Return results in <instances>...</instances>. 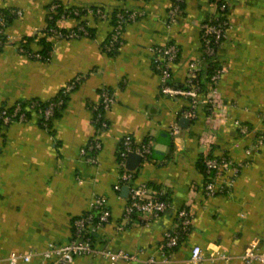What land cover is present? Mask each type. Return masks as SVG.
<instances>
[{
  "label": "crops",
  "instance_id": "1",
  "mask_svg": "<svg viewBox=\"0 0 264 264\" xmlns=\"http://www.w3.org/2000/svg\"><path fill=\"white\" fill-rule=\"evenodd\" d=\"M53 2L65 8L99 6L109 15L122 7L143 14L125 26L114 53L103 49L112 21L87 15L89 35L49 39L47 59H36L24 49L41 50L39 38L44 36L47 7ZM171 2L0 0V11L12 13L5 29L10 41L0 48V107L18 100H51L80 77L49 127L40 126L36 115L0 125V264H9L11 253L30 256L18 264H60L43 262L42 252L49 243L71 240L72 221L88 210L94 194L106 196L111 211L110 220L94 233L95 244L144 253L137 261L114 263L99 255L76 256L69 264H194L190 251L195 245L202 254L198 264H246L241 256L248 248L263 250L264 0H230L229 26L216 52L217 64L223 67L217 83L218 108L211 111L200 103L196 118L186 126L179 124L183 117L179 113L188 101L159 92L150 48L168 42L178 46L172 78L182 86L188 63L200 56V25L217 10L210 0H184L181 15L168 24ZM15 10L21 15H13ZM76 23L75 18H67L58 26L67 30ZM103 87L115 101L106 113L108 127L97 133L92 106ZM241 124L248 127L244 134L238 129ZM162 132L168 136H161ZM95 135L102 149L93 164L79 155V148ZM125 135L136 144H151L149 156L131 169L134 183L162 191L174 208L192 214L190 232L169 252L167 262L162 261L159 246L164 231L174 224L173 211L151 219L123 217L128 192L123 185L117 188V152ZM259 140L247 155L245 149ZM208 153L246 161L230 191L205 194L200 160ZM148 256L155 261L146 262Z\"/></svg>",
  "mask_w": 264,
  "mask_h": 264
},
{
  "label": "built area",
  "instance_id": "2",
  "mask_svg": "<svg viewBox=\"0 0 264 264\" xmlns=\"http://www.w3.org/2000/svg\"><path fill=\"white\" fill-rule=\"evenodd\" d=\"M184 0H172L168 9V24L174 23L182 12ZM215 5L217 15L204 21L200 25V56L188 63V73L181 87H176L172 78V65L177 61L179 48L173 42L163 45L152 46L151 52L152 67L159 77V92L163 95L177 94L185 97L188 105L180 111V115L193 120L197 116L196 109L200 103L206 105L211 111L218 108V90L217 83L222 75L223 67L217 64L216 52L221 41L226 36L229 26L228 8L230 0H210ZM58 3H51L47 9L49 18L58 13ZM65 8V7H63ZM66 11V10H63ZM143 13L134 11L127 7L118 8L110 15L99 6L92 7H73L68 12H61L57 17L55 25L49 27V39H72L81 36H87L86 16L92 15L99 19L109 18L112 21L111 31L108 35L103 49L106 52H113L119 48L122 43V35L125 26L140 17ZM13 15L20 16L21 11H13ZM67 18H75L76 25L71 29H62L58 26V21ZM6 21L0 14V46L10 41V36L6 33ZM23 50V48L20 47ZM35 57H39L35 54ZM213 64L210 73L207 72V65ZM80 77H76L66 87L63 93H69L79 83ZM204 85V87H203ZM100 99L98 103L92 106L93 116L92 124L96 132L100 133L108 127L106 113L110 110L115 101L114 94L107 88L100 89ZM62 103V100L50 102L41 106L37 101H31L27 105H22L16 101L13 106L0 107V125H7L13 122H22L28 119L27 113L40 116L43 125L52 119L54 109ZM241 133H246V125H238ZM206 144L210 143V134L207 133L204 138ZM256 142L252 147L245 149L247 155L260 144ZM102 149V143L98 136L92 137L85 145L79 148V155L90 163H97V154ZM135 153L145 160L151 153L150 142L136 144L131 135H125L121 141L117 152V161L120 168L117 188L120 186L128 187L127 200L123 209V217L127 221L133 216L139 215L147 219L157 218L167 211H173L174 224L163 233L162 242L159 248L163 252L162 261L169 260V252L175 249L180 242L188 235L192 225V214L186 208H174L172 203L163 196V192L150 189L145 184L134 183V172L127 167V158L129 154ZM246 165V161H235L228 155L215 156L210 153L204 159V172L206 181L203 189L206 195L212 196L219 193L230 191L234 185L236 176ZM111 217V211L108 206L106 196L94 194L89 202V208L81 215L75 217L72 221V238L64 244L49 243L42 252L43 262L52 260L55 263L69 264L76 256H102L111 263L122 261H137L140 255L144 253L143 249L138 252L129 253L124 250H109L98 247L94 241V233L105 225ZM263 250L256 247L248 248L241 256L246 264L255 262L264 263V238L262 240ZM225 255H220L224 259ZM29 255L11 253L9 255V264H18L20 261H29ZM146 262L155 261L153 256H148ZM190 260L198 264L202 260L201 249L195 245L190 251ZM218 264H221L220 262Z\"/></svg>",
  "mask_w": 264,
  "mask_h": 264
},
{
  "label": "trees",
  "instance_id": "3",
  "mask_svg": "<svg viewBox=\"0 0 264 264\" xmlns=\"http://www.w3.org/2000/svg\"><path fill=\"white\" fill-rule=\"evenodd\" d=\"M55 3H57V2H55ZM58 4H59L60 6L58 7V13H57V14L53 15L52 18H49V17H48V14H47V25H46V27H45V29H44V36H43L42 38H39V42H40L41 45H42V46H41V50H40V51H37V52H33V51H31V50H29V49H27V48L24 47V44L27 43L26 41L23 42V43H21L22 48H23V47L25 48L24 51H25L27 54H29L31 57H33V58H36V59H42V60L47 59V57H48V53H49V49H50V43H51L50 40H49V31H48L49 27L55 25L56 20H57V17L59 16V14H60L61 12H68L70 9L73 8V7L63 8V7H64L63 5H61L60 3H58ZM48 7H49V6H48ZM48 7H47V9H48ZM182 7H183V4H182ZM63 10H66V11H63ZM0 14L3 15V17H4L5 21H6V24H8L10 18L12 17V13H8V12H5V11H0ZM87 30H88V35H89V34H90V29H89V27H87ZM28 40H29V39H27V41H28ZM2 46H3V45H2ZM2 46H0V48H1ZM114 52H115V51H113V52H109V53H114ZM35 54H38L39 57H35ZM212 68H213V64H211V65H207V67H206L207 72L210 73V71L212 70ZM174 85H175V84H174ZM175 86H176V87H181V86H178V85H175ZM67 94H68V93L64 94V93H63V89H62V90H60V92L58 93V95H57L56 97H54L53 99L48 100V101H41V100H38V99H30V100H24V101H23V100H18V101H20V102L22 103V105H27V104L30 103L31 101H37V103H39L41 106H44V105H47V104L50 103V102H57V101H59V100H62V103L54 109V114H53V117H52V119H53L55 116H57V115L59 114L60 109L63 107V104H64V102H65V99H66V95H67ZM12 106H13V105H11V106H9V107L11 108ZM1 107H4V106H1ZM31 115H32V113H29V112L27 113V117H28V118H30ZM52 119H50V120L47 122L46 126H45V125H43V123H42V121H41V117H40L39 115L37 116L38 123H39V125L42 126V127H49ZM204 159H205V158H201V160H200V168H201L202 172H203L204 175H205V172H204ZM163 196H164V195H163Z\"/></svg>",
  "mask_w": 264,
  "mask_h": 264
},
{
  "label": "water",
  "instance_id": "4",
  "mask_svg": "<svg viewBox=\"0 0 264 264\" xmlns=\"http://www.w3.org/2000/svg\"><path fill=\"white\" fill-rule=\"evenodd\" d=\"M189 119L186 118V117H181L179 119V124L180 125H185L188 123ZM183 123V124H182ZM161 136L163 137H167L168 136V133L166 132H162L161 133ZM161 142L160 143H165V142H162V140H160ZM155 149H158V148H155ZM141 161V157L137 154H134V153H131L129 154L128 158H127V167L129 169H135L137 167V165L139 164V162ZM125 190L128 192V187L125 186Z\"/></svg>",
  "mask_w": 264,
  "mask_h": 264
}]
</instances>
